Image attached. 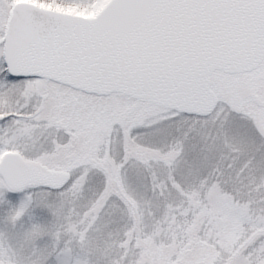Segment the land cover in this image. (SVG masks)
<instances>
[{"label":"snow or ice","instance_id":"snow-or-ice-1","mask_svg":"<svg viewBox=\"0 0 264 264\" xmlns=\"http://www.w3.org/2000/svg\"><path fill=\"white\" fill-rule=\"evenodd\" d=\"M0 264H264V0H0Z\"/></svg>","mask_w":264,"mask_h":264}]
</instances>
